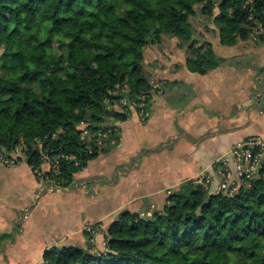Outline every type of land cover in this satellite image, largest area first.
Returning a JSON list of instances; mask_svg holds the SVG:
<instances>
[{
    "label": "trees",
    "instance_id": "1",
    "mask_svg": "<svg viewBox=\"0 0 264 264\" xmlns=\"http://www.w3.org/2000/svg\"><path fill=\"white\" fill-rule=\"evenodd\" d=\"M197 13L223 47L254 33L255 45L264 44V0H0V151L20 148L17 164L37 180L71 188L120 144L117 124L133 102L150 111L158 90L145 71L146 48L171 43L199 76L223 63L195 39ZM101 233V249L52 247L41 263L264 264V160L233 196L186 180L160 210L123 211Z\"/></svg>",
    "mask_w": 264,
    "mask_h": 264
},
{
    "label": "crops",
    "instance_id": "2",
    "mask_svg": "<svg viewBox=\"0 0 264 264\" xmlns=\"http://www.w3.org/2000/svg\"><path fill=\"white\" fill-rule=\"evenodd\" d=\"M213 30L201 34L199 41L210 43L223 60L214 71L203 76L189 73L183 67V50H170L163 67L158 71L153 67L150 82L162 88L163 94L150 102L145 129L136 127L132 132L134 153L140 154L132 169V191L137 196L175 189L186 180L212 179L217 158L250 136L264 135V44L248 41L223 47ZM120 132L121 147L123 130ZM108 155L97 163V171L88 175L89 163L74 178L75 188L79 181L95 186L90 197L81 187L53 192L41 186L38 181H43L37 180L27 164L0 167V237L6 236L0 244V264H41L43 253L52 247L87 246L86 242L71 245L67 238L88 223H101L112 211L106 197L97 199L101 183L107 188L112 185L98 179L103 177L98 175L108 163ZM115 185L117 188L118 183ZM214 186L213 182L211 188ZM77 196L80 199L74 203ZM116 201L115 211L121 200ZM113 215L111 219L116 217Z\"/></svg>",
    "mask_w": 264,
    "mask_h": 264
},
{
    "label": "rangeland",
    "instance_id": "3",
    "mask_svg": "<svg viewBox=\"0 0 264 264\" xmlns=\"http://www.w3.org/2000/svg\"><path fill=\"white\" fill-rule=\"evenodd\" d=\"M197 12H198V8ZM216 13V11H215ZM193 28L195 29L196 32V37L195 39L200 42L199 40L202 38L201 34H207L211 32V28H214V26L211 24L210 21L204 19L202 16H200L199 13H197L194 17L191 18L190 20ZM256 33L253 34V36L250 39V42L254 43L255 39L254 38H258V35H255ZM256 44V43H254ZM170 50H172L174 53L175 51L178 52L177 49H175V47L169 43V42H165L162 47H148L145 49L144 51V66H145V71L149 76V80L150 77L153 75V67H156L158 71L159 68L163 67L164 65V61L166 60V55L169 54ZM156 89L159 91L161 89H158L156 87ZM163 90L160 91V94H157L156 98L161 97V95ZM125 101H122L121 103H119L117 106L114 107V110L117 111H121L123 110L122 107H125ZM128 105V104H126ZM133 105H135V103L133 102L132 106L129 108L130 110V116L128 118V120L125 123H121V124H117V128H118V136L121 140V132L120 130H123L122 133V144L121 147L118 146L116 148H114L112 150V152L106 157V160L108 161V163L106 165H103L101 168V175L98 176H103L102 178H98L100 181H107V183H111L112 185L108 186V188L106 187L105 184L101 183L100 184V190L97 193V199H99L100 197L107 199V201H109L108 204V209H112V213L109 212L108 217L106 219H104V221H101V223L98 222H91L88 223L87 225L84 226L83 230L81 231H77L75 232L72 237H68L67 240H70L69 244L73 245L76 244L77 246H81L83 245L85 242L88 244H90V246H93V248L95 249H101L102 248V240H103V236H102V231L106 230L108 228V226L111 224V222L118 217V215L123 212V211H130V212H134V213H139L142 215V213H146L152 210H160L162 208V206L165 203V199L168 196L169 192H171L174 188H164L162 190H156L155 193L151 192L149 194H151L152 196H144L143 194L137 196L136 194H134V192L132 191L133 188V176H134V172L132 171V169L134 168L136 162L139 160V156L140 154H135V145H136V141H135V137L133 135V129L136 127H139L140 129H145L143 128V126H145L147 124V118L143 117L140 113H137V108L134 107ZM151 106V103H150ZM150 106L146 109L150 110ZM143 108V107H142ZM148 115H150V111L148 112ZM131 137H130V135ZM130 137V141L128 142L127 139ZM232 148V147H231ZM230 148V149H231ZM229 149V151H230ZM135 152V153H134ZM146 155V154H144ZM102 158H105V155L101 156L100 158H98V160H95L94 162L90 163V170L88 171V175L92 172L98 170L96 167H98L100 160ZM218 160V158L216 159V161ZM144 159L141 158V162L143 163ZM119 162V163H116ZM26 164L25 162H22V164ZM98 163V165H97ZM215 163V162H214ZM46 168L48 169V166H46ZM111 169H114L113 172H111ZM45 170V168H44ZM46 172V171H44ZM116 173V175H115ZM92 175V174H91ZM215 170L213 169V175L215 176ZM81 176V175H80ZM83 176V175H82ZM97 176V175H96ZM121 178V181L118 182V179ZM141 178V176H139V179ZM204 181V180H203ZM201 180H199V182H203ZM198 182V181H197ZM38 183L41 186H45V188L52 190L53 192H56L57 189H55L54 187H52L51 183H47V186L45 183L38 181ZM81 183L83 184L81 186V184L79 186H77L75 188V186H72L73 189L72 191H74L75 189H79L81 187V189L84 190L85 192V196L86 197H90L89 194L92 193V189L95 186H91L90 184H86L83 181H79L78 184ZM115 183H118V187H116ZM92 187V188H91ZM216 187H212L211 190L215 191ZM62 191V190H61ZM151 191V190H150ZM121 196H119V194H121ZM117 197V198H116ZM80 198L77 196V199H75L74 203H77L78 200ZM121 200L119 201L118 205H117V210L115 211V206L114 204H117L116 200ZM116 202V203H114ZM114 207V208H112ZM110 209V210H111ZM85 214V213H83ZM114 214L113 219H111V215ZM23 222V221H21ZM92 226L93 231L89 232L87 231V226ZM21 226L16 227L17 229H20ZM81 237H84L83 240H81ZM81 240V241H80ZM2 245H0L1 248Z\"/></svg>",
    "mask_w": 264,
    "mask_h": 264
},
{
    "label": "built area",
    "instance_id": "4",
    "mask_svg": "<svg viewBox=\"0 0 264 264\" xmlns=\"http://www.w3.org/2000/svg\"><path fill=\"white\" fill-rule=\"evenodd\" d=\"M259 33L263 34L264 32L260 30ZM255 35L259 34L256 33ZM157 94H160V91H158ZM133 106L141 110L140 114L143 117H149L148 113L144 109L145 106L143 103L135 104ZM262 111H264V103L262 104ZM19 155L20 148H16L11 154H5L0 151V167H10L16 165L17 157ZM263 160L264 135L250 136L243 142L232 146L226 155L219 157L218 160L215 161L213 169L215 170L216 175L213 176L212 179H205L204 184L208 187L209 192H219L228 196H233L237 191V181L240 179H246L248 181L254 180L258 175V171ZM37 176L40 180H43L41 179L40 174L37 173ZM43 182L47 186L48 181L43 180ZM213 182L216 184L215 191L211 190ZM198 183L202 182L198 181ZM86 229L89 232L93 231L92 226L89 225Z\"/></svg>",
    "mask_w": 264,
    "mask_h": 264
}]
</instances>
